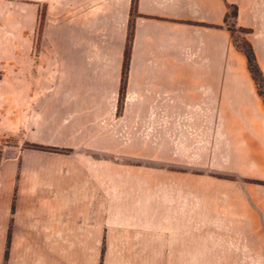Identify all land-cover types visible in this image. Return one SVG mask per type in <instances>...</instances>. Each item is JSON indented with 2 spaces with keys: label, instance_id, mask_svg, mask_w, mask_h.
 Here are the masks:
<instances>
[{
  "label": "crops",
  "instance_id": "obj_1",
  "mask_svg": "<svg viewBox=\"0 0 264 264\" xmlns=\"http://www.w3.org/2000/svg\"><path fill=\"white\" fill-rule=\"evenodd\" d=\"M132 2L70 0L91 13L88 34H72L70 71H53V84L49 71H1L0 137L22 131L75 153L24 148L2 162L0 264L264 261V185L249 181L264 180V102L245 54L217 27L237 6L264 72V0H138L118 115ZM83 151H149L188 171Z\"/></svg>",
  "mask_w": 264,
  "mask_h": 264
},
{
  "label": "rangeland",
  "instance_id": "obj_2",
  "mask_svg": "<svg viewBox=\"0 0 264 264\" xmlns=\"http://www.w3.org/2000/svg\"><path fill=\"white\" fill-rule=\"evenodd\" d=\"M91 13L72 11L70 0H56L50 5L48 0H0V78L1 71H49L46 80L53 84V71H70L71 58L74 50L71 45L72 34L87 35ZM75 25V26H73ZM78 25V26H77ZM93 30V29H92ZM238 36H243L237 33ZM14 75V74H12ZM23 78L22 73L14 75ZM48 86L46 92H49ZM50 114H47L49 119ZM34 143L25 139L23 132L17 136L0 137L2 162L13 155L19 156L20 150L30 148L26 143ZM39 144V143H38ZM42 145L58 147L59 150L49 151L73 154L74 150L49 143ZM33 149V148H30ZM96 158L116 160L128 165H139L173 170L188 169L164 160H154L150 152H143L142 157L119 156L101 152L83 151ZM195 173L215 175L223 178H238L236 173L214 170H193ZM17 203L15 193L12 205V218L9 230H13L14 213ZM264 264L256 260L255 263Z\"/></svg>",
  "mask_w": 264,
  "mask_h": 264
},
{
  "label": "trees",
  "instance_id": "obj_3",
  "mask_svg": "<svg viewBox=\"0 0 264 264\" xmlns=\"http://www.w3.org/2000/svg\"><path fill=\"white\" fill-rule=\"evenodd\" d=\"M138 0H133L132 2V9L130 13V20L128 26V35H127V42L124 51V60H123V67H122V77H121V84H120V98L118 103V110L117 113L120 115L123 111V107L125 104V97L128 89V80H129V71H130V63L132 58V49H133V41L136 29V19L139 16L138 13ZM238 18V7L232 6L228 11L225 22L223 25H217L219 28L227 29L235 45L245 54L248 63V69L252 75V78L255 81L258 94L262 98L264 102V72L258 62L254 47L250 40L248 39V34L251 32V29L239 26L237 23ZM237 33L243 34V36H238ZM26 145L30 148L43 150V151H58V147L54 146H46L38 143H26ZM2 164V150L0 149V170ZM250 182H254L260 185H264V180L262 179H249ZM11 239V230H9L8 236V245ZM8 255V250L6 252V256Z\"/></svg>",
  "mask_w": 264,
  "mask_h": 264
}]
</instances>
